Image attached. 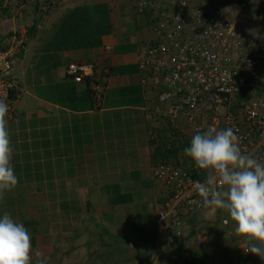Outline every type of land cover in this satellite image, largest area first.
Returning <instances> with one entry per match:
<instances>
[{"label":"crops","instance_id":"obj_1","mask_svg":"<svg viewBox=\"0 0 264 264\" xmlns=\"http://www.w3.org/2000/svg\"><path fill=\"white\" fill-rule=\"evenodd\" d=\"M58 1L54 16L106 3L111 30L98 46L79 47L62 23L71 15L58 21L48 16L38 38L26 40L16 55L13 118L6 119L18 183L0 196V213L29 230L32 264L41 257L48 264H169L159 250L166 256L177 250L178 264L195 251L208 255L205 264L258 262L244 252L248 241L221 209L191 219L188 239L163 245L148 151L151 130H162L148 118L151 98L136 67V51L147 37L145 19L133 11L134 0ZM6 12L0 9V47L16 37L5 31L14 24ZM73 61L91 63L97 73L108 68L106 76L97 75L103 84L98 92L66 75ZM142 189H152L153 198ZM218 215L229 224L222 225ZM143 218L152 231H145Z\"/></svg>","mask_w":264,"mask_h":264},{"label":"built area","instance_id":"obj_2","mask_svg":"<svg viewBox=\"0 0 264 264\" xmlns=\"http://www.w3.org/2000/svg\"><path fill=\"white\" fill-rule=\"evenodd\" d=\"M247 4L264 7V0H134L147 31L136 67L151 98L148 118L166 131L167 144L190 142L197 131L232 128L241 152L264 163V34L244 33L251 21ZM15 62L11 44L0 47V101L9 106L8 119ZM108 72L103 67L97 73L85 61L65 69L74 83L88 81L97 92L103 87L97 75ZM151 174L157 186L154 220L164 246L184 240L191 219L217 209L204 206L197 185L206 173L182 149L176 160L152 165ZM220 222L229 224L226 217Z\"/></svg>","mask_w":264,"mask_h":264},{"label":"clouds","instance_id":"obj_3","mask_svg":"<svg viewBox=\"0 0 264 264\" xmlns=\"http://www.w3.org/2000/svg\"><path fill=\"white\" fill-rule=\"evenodd\" d=\"M8 110V104L0 101V196L18 183L7 132ZM183 151L206 173L205 181L197 185L204 206L226 211L235 231L248 241V252L264 261V163L241 152L232 128L197 131ZM31 252L29 230L8 213H0V264H32ZM35 264L48 260L41 257Z\"/></svg>","mask_w":264,"mask_h":264},{"label":"trees","instance_id":"obj_4","mask_svg":"<svg viewBox=\"0 0 264 264\" xmlns=\"http://www.w3.org/2000/svg\"><path fill=\"white\" fill-rule=\"evenodd\" d=\"M7 6L3 8L5 12ZM256 15L264 13L261 10H253ZM69 20H67L66 25V36L73 38L79 47L92 48L98 46L101 43V37L108 34L111 30V23L109 20L108 8L106 3L100 2L95 4L86 5L79 10L76 9L70 13ZM64 25V26H66ZM141 74H139L140 82ZM12 94V93H11ZM13 97V95L11 96ZM158 131L155 129L151 130V139L149 142L150 148V161L152 165L157 163L166 162L169 159L176 160L178 151L180 149L184 150L188 147L190 142L186 141L182 144H178L172 140L170 144L166 142V131L160 129ZM189 171L196 175L194 168L189 167ZM154 236V235H153ZM188 233L185 234L184 240L188 239ZM176 243H172L169 246H175ZM181 247L178 248L180 250ZM174 255H177V259L181 255L177 250L176 252L170 254L172 259ZM207 254L191 253V256L186 260V264H205L204 260H207ZM179 260V259H178Z\"/></svg>","mask_w":264,"mask_h":264},{"label":"rangeland","instance_id":"obj_5","mask_svg":"<svg viewBox=\"0 0 264 264\" xmlns=\"http://www.w3.org/2000/svg\"><path fill=\"white\" fill-rule=\"evenodd\" d=\"M8 2H9V0H0V9H3L4 7H6ZM60 2L59 1L54 2V0H47L43 3H39L38 1H35V0H13L11 8L9 10V13H10L9 17L11 16L14 18V24H13L12 28L7 27L5 29V31L8 30V32H7L8 34L12 33L13 35H16L15 40L12 39V42L10 43L12 48L15 49V59L17 58L16 55L18 53H20L21 50H23V48H24L23 44H25L26 40L31 39V38H38V36L40 35V32L44 29L42 27V24H44V22L46 21L48 16H53L58 21L60 18H64V16H66L64 14L70 15V13H72L74 10L77 9V8L71 9L66 13H64V12L60 13L59 12L57 14V16H54L55 11L60 7V5H59ZM80 8H83V7H79V9ZM132 9H133V11L136 12V10L134 8H132ZM244 12L248 18L251 17V21L246 23V25H248V26L245 27L244 33H249L250 31H252L256 34H264V13L256 15L251 8H244ZM141 17L143 19H145L144 16H141ZM67 20H69V17L64 18L62 23H64V21L67 22ZM64 25L65 24H63V27H64ZM145 26H146V21L144 20V25L142 26L144 33L146 32V30L144 29ZM2 44H3V42H2ZM10 44H9V46H10ZM5 46H6V44H5ZM14 70H15V65H14ZM17 143L18 142L15 140L14 146L17 145ZM19 150H22V152H23V149H19ZM19 150H18V152L21 153V151H19ZM148 151L150 153L149 146H148ZM127 190L134 192L137 189H135V187H134V189H126V191ZM142 190H144L146 192V194H147L146 198H148V199L153 198L152 189H142ZM144 211L145 210H143V213H144ZM221 213L223 214L222 211H221ZM226 216L228 217L229 215H226ZM140 221L142 223H144L142 225L143 226L145 225L144 227H145V231H147V233L152 231L150 226H149V222H147V219L140 220ZM158 252L160 253L159 258L163 259L164 261L168 262L169 264H178V259L177 258L172 259L170 256H168V255L166 256V252L164 250H159ZM224 255H225V253H224ZM226 258H228V257H226ZM219 259H221V258H219ZM253 259H254V257H253ZM255 259H258L259 261L256 262L255 260H253L254 264L255 263L256 264H263V261H261L259 257L255 258ZM212 260H210V261H212ZM162 263H163V261H162ZM219 263L222 264L223 262L219 261Z\"/></svg>","mask_w":264,"mask_h":264},{"label":"water","instance_id":"obj_6","mask_svg":"<svg viewBox=\"0 0 264 264\" xmlns=\"http://www.w3.org/2000/svg\"><path fill=\"white\" fill-rule=\"evenodd\" d=\"M12 2L13 0H10L7 4V12L9 11V9L11 8V5H12ZM245 7L247 8H252V9H255V10H261V11H264V7H259V6H256V5H253V4H248V5H245Z\"/></svg>","mask_w":264,"mask_h":264}]
</instances>
